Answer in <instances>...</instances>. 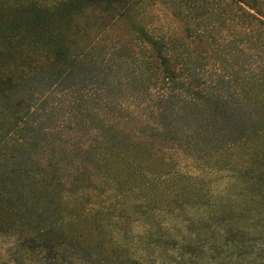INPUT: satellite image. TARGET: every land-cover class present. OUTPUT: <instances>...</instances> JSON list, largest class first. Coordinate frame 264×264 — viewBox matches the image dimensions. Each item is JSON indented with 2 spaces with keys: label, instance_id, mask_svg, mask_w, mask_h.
Segmentation results:
<instances>
[{
  "label": "rangeland",
  "instance_id": "374dc122",
  "mask_svg": "<svg viewBox=\"0 0 264 264\" xmlns=\"http://www.w3.org/2000/svg\"><path fill=\"white\" fill-rule=\"evenodd\" d=\"M152 2L148 30L166 48L175 34H187L189 39L201 36L204 42H231L230 56L245 49L236 44V36L225 35L220 0ZM125 41L117 46L123 45L124 51L91 47L78 52L70 73L26 82L13 93L0 122L8 123L10 110L24 116L25 124L9 134L25 143L24 156L31 157L28 166H38V178L58 181L66 197L83 198L100 215V228L112 242L140 263L264 264V208L248 196L243 199L237 188L245 180L233 169L216 167L204 157L217 148V140L225 146L228 136L242 134L233 128L245 120L240 112L251 105L243 97L240 77L244 69L256 65L248 64L256 58L254 48L246 47L234 58L205 55L196 61L179 51L178 43L172 50L180 58L182 78L159 86L141 78L143 63L132 52V46H141V39ZM193 44L189 47L195 54ZM195 88L206 96L204 100L210 97L223 107L211 110L196 99ZM108 132H121L120 138L135 142L136 148L157 160L150 165L131 158L122 162L127 171L170 176L181 182L178 187L191 184L196 192L177 197L173 209L158 207L144 190L120 193L126 181L116 183L92 161ZM238 202L243 205L237 206ZM82 259L80 251L68 245L26 252L18 247L15 235L0 234V264H78Z\"/></svg>",
  "mask_w": 264,
  "mask_h": 264
},
{
  "label": "trees",
  "instance_id": "16d2710c",
  "mask_svg": "<svg viewBox=\"0 0 264 264\" xmlns=\"http://www.w3.org/2000/svg\"><path fill=\"white\" fill-rule=\"evenodd\" d=\"M152 1L24 0L6 5L0 0V114L14 99L13 93L26 82L70 73L78 52L91 47L103 51L112 46L116 51H124L123 45L117 47L123 39L131 44L140 38L141 46L135 49L132 46V52L143 63L141 78L159 86L167 81L175 84L182 78L180 58L172 50L178 43V50L196 61L205 55L230 56L231 42L223 39L204 42L201 36L189 39L187 34L185 37L175 34L166 48L148 30L146 18ZM220 2L225 15V35L230 32L236 36L239 47L254 48L256 58L248 64L256 65L252 70L240 72L243 97H248L247 103L251 105L240 112L239 116L245 114V120L241 116L243 121L233 128L242 134L228 136L225 146L217 140V148L204 157L216 167L233 169L245 180L237 188L245 196L243 199L246 201L248 196L264 208V0ZM190 42L194 43L195 54ZM204 43H208L207 47ZM245 49H237L230 57L244 53ZM195 94L197 100L204 101L213 111L223 107L210 97L204 100L206 96L197 88ZM21 99L15 100V106ZM8 116V123L0 122V130H4L0 133V234L15 235L18 247L26 252L39 248L60 250L68 245L80 251L81 264H142L112 242L111 235L100 228V215L94 214L83 198L66 197L58 181L36 176L40 169L35 163L29 166L26 163L31 157L24 156L25 143L9 134L25 124L24 116H19L16 110L8 111ZM120 135L121 132H108L106 142L92 157L98 170L118 184L126 181L125 190L120 189V193L136 188L144 190L152 195L158 207L173 209L180 195L184 198L196 192L191 184L178 187L181 182L170 176L149 175L140 169L133 170L134 173L127 171L122 162L131 158L150 165L157 160ZM242 205L243 202L237 203L239 207Z\"/></svg>",
  "mask_w": 264,
  "mask_h": 264
}]
</instances>
